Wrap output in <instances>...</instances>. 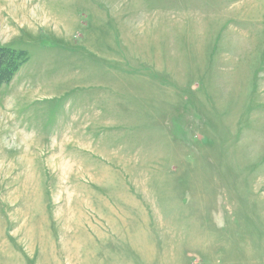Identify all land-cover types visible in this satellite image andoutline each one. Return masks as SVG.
<instances>
[{"label": "rangeland", "instance_id": "374dc122", "mask_svg": "<svg viewBox=\"0 0 264 264\" xmlns=\"http://www.w3.org/2000/svg\"><path fill=\"white\" fill-rule=\"evenodd\" d=\"M0 264H264V0H0Z\"/></svg>", "mask_w": 264, "mask_h": 264}]
</instances>
